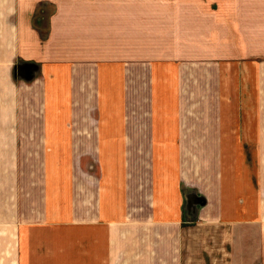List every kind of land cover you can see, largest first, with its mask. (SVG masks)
I'll use <instances>...</instances> for the list:
<instances>
[{"label":"crops","instance_id":"0c3cea01","mask_svg":"<svg viewBox=\"0 0 264 264\" xmlns=\"http://www.w3.org/2000/svg\"><path fill=\"white\" fill-rule=\"evenodd\" d=\"M211 225L264 264V0H0V264H184Z\"/></svg>","mask_w":264,"mask_h":264},{"label":"rangeland","instance_id":"374dc122","mask_svg":"<svg viewBox=\"0 0 264 264\" xmlns=\"http://www.w3.org/2000/svg\"><path fill=\"white\" fill-rule=\"evenodd\" d=\"M222 151L223 153L225 152V150H222ZM241 151L242 150L237 151V155L239 157L241 155ZM247 152L248 150H246V153ZM246 165H248V163H246ZM237 171H240V170H237ZM257 191L259 192L258 189ZM244 200L246 201V196H244V198L243 197L241 198L240 194L234 196L235 204L239 203V201H242L244 203ZM220 227L222 226L211 225V227H208V228L205 227L203 229H200L202 230V234L200 235L191 233V241L197 244L190 245L191 250L186 251L184 264H224L223 262L224 260H221V259L225 258V251L227 250L229 251L230 249V247L228 246L225 250V246H226L225 245V235H226L225 231L226 232L228 231L229 233V230L231 231V229L229 228V230H225L224 229L225 227H222L224 229L222 230ZM196 235L201 236V237L196 239L195 238Z\"/></svg>","mask_w":264,"mask_h":264},{"label":"water","instance_id":"95a60500","mask_svg":"<svg viewBox=\"0 0 264 264\" xmlns=\"http://www.w3.org/2000/svg\"><path fill=\"white\" fill-rule=\"evenodd\" d=\"M39 70L40 67L36 63L17 61L12 68L11 77L13 81L31 83L37 77ZM184 198L183 211L186 222L192 223L197 219L199 209L206 205V201L195 190L190 189L184 193Z\"/></svg>","mask_w":264,"mask_h":264}]
</instances>
